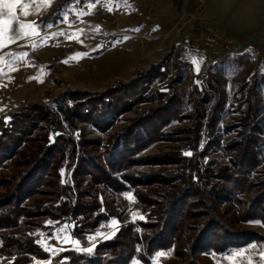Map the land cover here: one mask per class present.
Returning <instances> with one entry per match:
<instances>
[{
	"label": "trees",
	"instance_id": "16d2710c",
	"mask_svg": "<svg viewBox=\"0 0 264 264\" xmlns=\"http://www.w3.org/2000/svg\"><path fill=\"white\" fill-rule=\"evenodd\" d=\"M162 65L151 64L102 92L66 90L52 106L31 104L8 120L0 117V233L38 226V217L74 221V232L91 233L109 219L90 193L97 186L132 193L145 211L144 219L121 227L92 253L64 251L49 264H130L134 258L151 264L155 253L169 250L178 264H200L203 251L224 252L262 238L235 227L237 222L264 227V140L258 136L254 83L236 94L238 119L225 126L228 137L215 142L227 164L209 159L202 165L200 155L207 154L197 152L201 133L215 130L223 99L217 94L209 111L203 109L207 98L195 99L192 113L185 115L181 94L163 102L148 98L152 72ZM143 103L156 107L103 143L57 135L61 116L73 128L88 124L105 134ZM185 121L187 127L173 128ZM42 123L47 129H40ZM173 141L185 142L193 154H149L155 144ZM91 144L100 146L98 156L86 150ZM38 194L50 199L32 201ZM1 234L0 264L49 258L37 236Z\"/></svg>",
	"mask_w": 264,
	"mask_h": 264
},
{
	"label": "rangeland",
	"instance_id": "374dc122",
	"mask_svg": "<svg viewBox=\"0 0 264 264\" xmlns=\"http://www.w3.org/2000/svg\"><path fill=\"white\" fill-rule=\"evenodd\" d=\"M16 2L17 0H3V3ZM19 2L30 7H17L14 10L16 19L13 25L17 26L18 21L23 24L35 22L36 28L24 29V32L29 33L27 38L0 47V117L4 116L8 120L11 113L31 104L52 106L54 99L66 90L90 93L105 91L118 81H129L137 71L163 61V67L152 72L155 78L152 79L148 98L163 102L181 94L183 97L180 108L185 111V115L192 113L195 99H208L203 104L206 111L212 107L217 94L223 99L215 130H203L201 133L197 152L199 155L202 151L207 154L206 157L200 155L202 165L209 159L222 165L227 164L226 158L216 150L215 142L225 140L228 137L224 134L225 126L238 119L240 103L236 101L239 100L236 94L245 84L249 89L254 83L259 108L257 129L262 134L258 136L264 140V2L261 0L254 2V6L251 5L250 13L238 11L235 18L228 20V17V21L224 19L221 23L217 22L218 26H223V23L229 26L227 28L232 35L241 34L235 38L239 44L228 42L208 28H200L202 19L197 14L198 8L194 9V13L187 14V17L179 14L180 18L176 20H161L163 8H167L161 0H50V6L47 7L44 4L49 0ZM0 11L6 12L2 4ZM25 11L30 13L26 17ZM166 22L168 24L165 28ZM159 31L169 34L166 37L153 36L154 32ZM208 34L215 40L210 46L205 42ZM167 37L169 42L165 49L160 47L158 49L161 50L142 53L147 44H154V40ZM7 40L8 35L5 34L0 41ZM241 44L243 46L238 49ZM18 57L19 66L18 63L13 66ZM153 60L155 61L149 63ZM132 71L134 73L131 77L125 79ZM154 107L156 103L136 105L105 134L88 124H76L73 128L61 116L62 122L56 132L57 135H71L82 141L103 143L109 134L129 126L131 121L143 117ZM184 123L173 128L187 127L188 122ZM39 127L47 129L44 123ZM86 150L93 151L94 156H98L101 151L100 146L95 144L88 145ZM149 151V154L161 155L193 154L185 142L177 141L155 144ZM87 181L83 186L87 187ZM90 193L101 204L102 211L109 215L108 221L98 225L91 233L74 232V221L56 222L48 217L35 219L38 226H22L1 233L37 236L38 245L49 258L35 260L34 264H49L64 251L92 253L99 243L112 239L121 227L144 219L145 211L132 193H115L97 186L91 188ZM31 199L46 202L50 196L38 194ZM235 227L239 231L257 234L262 238H255L244 246L232 247L224 252L203 251L198 262L264 264V227L255 222H237ZM161 252L168 255L158 256ZM178 263L172 250L159 251L151 258V264ZM130 264L142 263L134 258Z\"/></svg>",
	"mask_w": 264,
	"mask_h": 264
},
{
	"label": "crops",
	"instance_id": "0c3cea01",
	"mask_svg": "<svg viewBox=\"0 0 264 264\" xmlns=\"http://www.w3.org/2000/svg\"><path fill=\"white\" fill-rule=\"evenodd\" d=\"M256 1L257 0H161V3H164L167 5V8H163L164 11L162 10L163 16L161 17V20H168V21H170L171 19L176 20V19L180 18V15L182 16V14L187 17V14L189 15L190 13L191 14L194 13L195 12L194 9L198 8L199 10H198L197 14H200L199 16L202 19V21L200 22V26H201L200 28H203L204 30L208 28V29L216 32L221 38L224 37L225 40H227L228 42L239 44L238 40L235 38L240 37L241 34L234 36L231 34L232 32L230 30H228V28H227L229 26L225 25V23L222 24L223 26H218L217 22L221 23L222 20H224V19L227 20L228 17H229L228 20L231 18H235V13L238 11L239 12L242 11L243 13H250L252 11L251 5L254 6V2H256ZM261 2H264V0H261ZM263 12H264V8H263ZM7 19H8L7 15H4L1 17V20H3V21H6ZM20 19H22V18H20ZM210 23H211V25L212 24H214V25L211 26ZM16 24L17 25L23 24V22L18 21V23H16ZM167 24H168V22L165 23V25H164L165 28H166ZM164 26H162L161 30H163ZM153 27H154V25H153ZM152 30H157V29L152 28ZM154 33L155 34H153V36H158V37H160V36L166 37L169 34L168 32L166 33L165 31H159V32H154ZM242 38L244 41H246V37L244 36V34H242ZM1 39H2V37H1ZM168 39H169L168 37L166 39L164 38L163 40L159 38L157 40H154V42H156L154 44H147V45L145 44L146 46L143 49L142 53L143 52H145V54L150 53L151 51H153L155 49L156 50L165 49L166 46L168 45V42H169ZM242 46H243L242 44L238 45V49H240V47H242ZM146 47H149V48H146ZM160 47H162V48L158 49ZM154 61L155 60H153L149 63H152ZM19 62H20V59L18 57L17 61L15 63H13L14 64L13 66L17 65L16 63H18V66H19ZM133 73H134L133 71L130 72L128 77L125 79H129ZM119 79L121 80L122 78H119ZM125 79H123V80H125Z\"/></svg>",
	"mask_w": 264,
	"mask_h": 264
},
{
	"label": "snow or ice",
	"instance_id": "6c2138e0",
	"mask_svg": "<svg viewBox=\"0 0 264 264\" xmlns=\"http://www.w3.org/2000/svg\"><path fill=\"white\" fill-rule=\"evenodd\" d=\"M0 4H2L3 9L6 10L0 11V17L7 15L8 19L6 21L0 20V37H3L5 34L8 35L7 42L0 41V47H6L7 43H14L18 41L19 39L27 38L29 33L24 32L23 30L28 29H35L36 25L35 22L28 23V24H18L17 26L13 25L14 20L16 19L13 15L14 10L19 7L22 9L29 8L30 6L27 4L20 3L19 0H17L16 3H3V0H0ZM50 6V0L48 3L44 4V7ZM39 7V5L37 6ZM30 13L25 11L24 16H28ZM36 14V13H32ZM90 251V250H89ZM165 255H168V253H158V256L163 257Z\"/></svg>",
	"mask_w": 264,
	"mask_h": 264
},
{
	"label": "built area",
	"instance_id": "2783aa9c",
	"mask_svg": "<svg viewBox=\"0 0 264 264\" xmlns=\"http://www.w3.org/2000/svg\"><path fill=\"white\" fill-rule=\"evenodd\" d=\"M209 34L206 36L205 42H206L207 45L210 46L211 44H213L215 42V40H214L213 36H210ZM47 244H50V243H47Z\"/></svg>",
	"mask_w": 264,
	"mask_h": 264
}]
</instances>
